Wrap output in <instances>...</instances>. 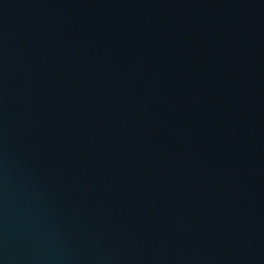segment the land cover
<instances>
[{"label":"water","instance_id":"95a60500","mask_svg":"<svg viewBox=\"0 0 264 264\" xmlns=\"http://www.w3.org/2000/svg\"><path fill=\"white\" fill-rule=\"evenodd\" d=\"M0 264H264V0H0Z\"/></svg>","mask_w":264,"mask_h":264}]
</instances>
